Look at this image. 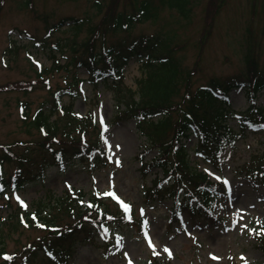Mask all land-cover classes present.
Listing matches in <instances>:
<instances>
[{
    "label": "rangeland",
    "instance_id": "1",
    "mask_svg": "<svg viewBox=\"0 0 264 264\" xmlns=\"http://www.w3.org/2000/svg\"><path fill=\"white\" fill-rule=\"evenodd\" d=\"M94 1L0 0V155L4 154L3 144L17 153L27 148L36 150L38 146L34 141L41 138L40 131L28 128L22 121L20 102L28 105L26 110L31 118L40 105L43 109L54 105V94L70 86L75 91L79 89L74 110L82 115L92 114L101 130V146L106 150L99 165L72 157L63 166L48 165L41 177L28 176L24 187L0 196V218L6 219L0 221V244L7 251H19L22 244L42 232L25 226L11 228L17 219L9 217L17 206L33 204L38 198L48 202L49 195L59 197L66 188L74 187L86 192L95 189L116 201L130 202L136 208L137 220L113 226L107 233L109 238L97 235L94 241H83L68 264H146L151 257L166 258V264H264V250L258 239L264 233V185L240 171L253 154L264 150V132L240 131L239 113L252 102L245 89L231 93L237 112L229 125L236 135L222 148L218 167L206 164L196 153L195 134L186 143L191 165L207 170L211 180L225 182L213 214L192 217L184 212L179 220L170 222V199L145 204L143 183L150 184L155 173L142 180V161L137 156L145 152V157L152 159L158 150H144L146 137L140 136L134 119H117L115 88L109 82L104 84L102 78L95 84L84 67L67 70L52 60L55 51L63 64L73 56L70 47L74 40L80 43L88 35L89 22L78 35L74 21L67 20L63 29L53 26L62 18L86 20L95 15L93 20L97 21L101 14L96 15ZM131 5V0H121L119 9L130 10ZM159 17L157 22L139 23L134 32H155L162 25L168 31L174 30L180 43L177 55L185 59L187 66L198 69L193 79L196 85H205L210 78L241 73L246 69V52L257 56L259 66H264V0H200L189 21L171 8H164ZM63 43L66 48L61 53L58 46ZM44 67L51 70L41 72ZM122 72L124 84L136 90L137 79L144 74L142 63L131 58L122 66ZM75 74L81 78L76 85L72 79ZM14 82H28L32 89H6ZM255 99L264 106V90ZM70 101L65 93L62 104ZM96 135L92 132L90 136ZM16 166L5 161L3 171L10 175ZM39 259L40 264H51L43 256Z\"/></svg>",
    "mask_w": 264,
    "mask_h": 264
},
{
    "label": "trees",
    "instance_id": "2",
    "mask_svg": "<svg viewBox=\"0 0 264 264\" xmlns=\"http://www.w3.org/2000/svg\"><path fill=\"white\" fill-rule=\"evenodd\" d=\"M120 1L95 0L96 15L101 14L97 21L93 20L95 15L86 20L84 17L59 21L54 28L62 27L67 20L74 21L76 35L89 22L88 35L80 43L74 40L70 47L73 56L64 67L67 70L84 67L95 84L100 77L104 84L109 82L116 90L117 119H134L140 136L146 137L144 150L158 149L152 159L145 158V152L137 156L142 161V180L156 172L150 184L143 183L144 201L153 205L157 199L172 200L171 220H177L183 212L192 217L211 215L224 187L212 182L207 172L191 165L186 141L196 134V153L203 161L218 166L222 148L236 135L229 120L237 112L231 93L238 89H245L252 100L246 111L239 113L240 131L264 132V106L255 99L264 90V66H259L257 56L246 52V69L241 73L210 78L205 85H196L193 79L198 69L187 66L185 59L177 55L180 43L174 30L168 31L162 25L155 32L136 34L134 28L148 20L157 22L164 8L175 10L180 18L189 21L200 0H131L130 10L119 9ZM131 58L142 63L144 72L137 79L136 90L123 82L122 66ZM55 64L62 67L57 59ZM72 79L75 85L81 81L77 74ZM71 87L62 91L71 97L69 104L62 106L60 95H54L55 104L45 109L40 105L31 118L27 105L21 103L23 121L28 128L40 131L41 138L34 141L38 145L36 150L27 148L17 153L8 145L1 146L4 154L0 155V196L24 187L28 176L41 177L48 165L63 166L72 157H81L94 165L103 161L106 150L100 145L99 125L90 112L76 113L73 102L79 89ZM22 88L32 89L28 82H14L6 89ZM53 115L55 119H51ZM92 132L97 133L95 138L90 136ZM5 161L17 165L14 173L8 175L3 171ZM241 170L252 181L264 185V150L259 155L253 154ZM125 205L128 204L118 203L96 190L86 192L68 187L59 197L49 195L48 202L38 198L33 204L17 206L9 217L17 219L11 228L18 230L25 226L42 232L22 244L19 251H7L0 244V264H40V256L51 264H68L78 244L94 241L97 235L107 238L113 226L136 222V209L129 204L130 212L126 211ZM258 239L264 250V235ZM146 264H166V259L151 257Z\"/></svg>",
    "mask_w": 264,
    "mask_h": 264
},
{
    "label": "snow or ice",
    "instance_id": "3",
    "mask_svg": "<svg viewBox=\"0 0 264 264\" xmlns=\"http://www.w3.org/2000/svg\"><path fill=\"white\" fill-rule=\"evenodd\" d=\"M0 190H2V187H0ZM131 206L130 205H125V210L130 212ZM264 234V233H261ZM165 251H169L165 249ZM169 255H171V252L169 251ZM10 259V258H9ZM213 259H217L216 257H213Z\"/></svg>",
    "mask_w": 264,
    "mask_h": 264
}]
</instances>
